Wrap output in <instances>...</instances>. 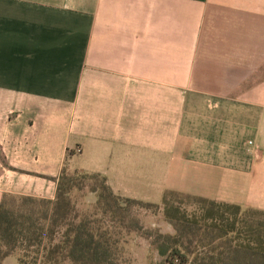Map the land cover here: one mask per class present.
<instances>
[{
    "label": "crops",
    "instance_id": "1",
    "mask_svg": "<svg viewBox=\"0 0 264 264\" xmlns=\"http://www.w3.org/2000/svg\"><path fill=\"white\" fill-rule=\"evenodd\" d=\"M65 166L264 212V0H0V205Z\"/></svg>",
    "mask_w": 264,
    "mask_h": 264
},
{
    "label": "trees",
    "instance_id": "2",
    "mask_svg": "<svg viewBox=\"0 0 264 264\" xmlns=\"http://www.w3.org/2000/svg\"><path fill=\"white\" fill-rule=\"evenodd\" d=\"M65 166L54 202L5 196L0 205V264L12 255L19 264H119L110 228L101 220L140 232L129 211L140 207L158 211L174 231L156 234L154 246L167 264H264V212L205 198L165 191L159 205L116 196L100 175L92 189L102 219L75 213L70 194L76 185ZM73 171V175H78ZM178 199L197 204L187 214ZM128 220V221H127ZM125 222L127 228L124 227Z\"/></svg>",
    "mask_w": 264,
    "mask_h": 264
},
{
    "label": "rangeland",
    "instance_id": "3",
    "mask_svg": "<svg viewBox=\"0 0 264 264\" xmlns=\"http://www.w3.org/2000/svg\"><path fill=\"white\" fill-rule=\"evenodd\" d=\"M71 176L76 179V185L70 198L75 207V213L80 218L84 216H91V218L102 219L101 214L96 209V204L88 202L86 197L92 192L94 186H97L100 182L98 178L89 177L82 179L81 175H73V171L70 170ZM159 203V202H158ZM180 207L187 214L197 210V204L188 199H178ZM129 221L136 222L141 227L140 232L132 231L131 229H124L118 223H110L107 219L101 220L104 226L110 228L112 232V239L116 240L114 245L117 252V259L119 264H167L163 258H161L156 251L154 241L156 234H170L173 235V229L165 223L161 209L158 211L144 209L140 207H133L129 211ZM127 220V221H128ZM125 222L124 227L127 228ZM6 264H19L15 257H11Z\"/></svg>",
    "mask_w": 264,
    "mask_h": 264
},
{
    "label": "built area",
    "instance_id": "4",
    "mask_svg": "<svg viewBox=\"0 0 264 264\" xmlns=\"http://www.w3.org/2000/svg\"><path fill=\"white\" fill-rule=\"evenodd\" d=\"M78 152H80V151H78Z\"/></svg>",
    "mask_w": 264,
    "mask_h": 264
}]
</instances>
